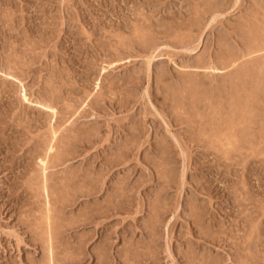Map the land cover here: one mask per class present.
Returning <instances> with one entry per match:
<instances>
[{"label": "rangeland", "instance_id": "1", "mask_svg": "<svg viewBox=\"0 0 264 264\" xmlns=\"http://www.w3.org/2000/svg\"><path fill=\"white\" fill-rule=\"evenodd\" d=\"M11 68L0 264H264V0H0Z\"/></svg>", "mask_w": 264, "mask_h": 264}, {"label": "bare ground", "instance_id": "2", "mask_svg": "<svg viewBox=\"0 0 264 264\" xmlns=\"http://www.w3.org/2000/svg\"><path fill=\"white\" fill-rule=\"evenodd\" d=\"M138 26H140V24L139 25H137L136 26V28L138 27ZM142 27V26H141ZM135 28V29H136ZM139 28V27H138ZM140 29V28H139ZM137 30V29H136ZM139 31H141V30H139ZM138 32V31H137ZM152 57V56H151ZM11 62V61H10ZM10 62L8 63V65H10ZM112 65V64H111ZM6 67V66H5ZM12 67V66H11ZM107 68V67H106ZM210 68H211V66H210ZM213 68V67H212ZM211 68V69H212ZM5 69V68H4ZM104 69V68H103ZM215 69V68H214ZM214 69H213V71H214ZM7 72H0V77L2 78V80H3V82L5 83V84H12L13 83V85H14V83L15 84H19V100L21 101V103L22 104H24V105H26V106H28V107H33V108H35V109H37L39 112H43V113H45V114H50V116H51V119H50V124H52V122H53V118H55V116H56V110L54 109V107H52L51 106V104L49 105V103L47 102H42V101H33L32 99L30 100V97H28V95H27V90L25 89V86H24V84L22 83V81H20L19 80V78L17 79L16 78V74L15 75H13V73L11 74L10 73V71H13V69L11 68V70H6ZM215 71H217V69L215 70ZM9 72V73H8ZM0 78V79H1ZM99 83V82H98ZM4 85V84H3ZM10 86V85H9ZM8 86V87H9ZM98 86V85H97ZM5 88H6V85H5ZM5 90V89H4ZM10 90V89H9ZM238 112V111H237ZM234 113H236V111L234 112ZM237 114V113H236ZM241 115V114H240ZM231 116V115H230ZM234 116H236L235 114H234ZM239 116V115H238ZM242 117V116H241ZM240 117V118H241ZM232 118H234V117H232ZM236 118H237V116H236ZM56 119V118H55ZM235 119V118H234ZM241 119H244V118H241ZM236 120V119H235ZM235 120H234V122H231V123H235V125L236 124H239V123H236L235 122ZM232 121V120H231ZM56 122V121H55ZM55 122H53V124L55 123ZM241 122V121H240ZM228 125H230V124H228ZM54 126V125H53ZM52 127V126H51ZM230 127V126H229ZM59 129V128H58ZM59 132V131H58ZM57 130H55V129H53L52 128V130H51V135H50V141H49V143H44V144H46V145H43V147L44 146H46L45 147V149H44V152L42 153V155L40 156L39 155V157H38V162H39V164H38V166L39 167H41V176L40 177H42V183H41V185H42V188H43V191H44V194H45V198H46V205L47 206H49L50 205V200H49V189H48V182H47V180H48V164H49V161L51 160L50 159V157H51V155H53L54 154V152H55V142H56V139L57 138H59V136L57 137ZM59 135V134H58ZM228 135H230V134H228ZM68 137V136H67ZM69 138V137H68ZM41 150V149H40ZM42 150H43V148H42ZM41 150V151H42ZM37 153V152H36ZM35 153V154H36ZM39 154V153H38ZM59 157H60V155H58ZM57 156V154H55V157H58ZM54 157V156H53ZM52 158V157H51ZM57 159H61V158H57ZM37 162V163H38ZM41 188V189H42ZM45 203V202H44ZM47 209H48V207H47ZM50 209V208H49ZM49 209H48V211H47V213L49 212ZM51 210V209H50ZM47 217V224L50 222V220L49 219H51V218H49V214H47L46 215ZM52 223V221L50 222V224ZM49 225V224H48ZM49 227V226H48ZM50 227H52V226H50ZM48 230V229H47ZM50 232V231H49ZM49 235V234H48ZM50 235H52V233L50 234ZM50 250H52V249H50ZM51 262H50V264H53V260L51 259L50 260ZM49 263V262H48Z\"/></svg>", "mask_w": 264, "mask_h": 264}]
</instances>
